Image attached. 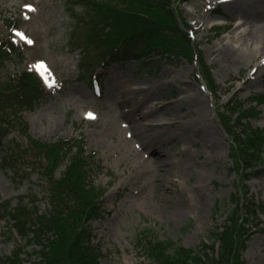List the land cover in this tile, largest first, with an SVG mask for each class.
Returning <instances> with one entry per match:
<instances>
[{
	"label": "rangeland",
	"instance_id": "obj_1",
	"mask_svg": "<svg viewBox=\"0 0 264 264\" xmlns=\"http://www.w3.org/2000/svg\"><path fill=\"white\" fill-rule=\"evenodd\" d=\"M173 3L181 28L193 34L194 55L152 58L148 61L154 62L155 74L144 70L139 61L107 60L95 72L91 69L82 76L80 51L70 52L66 45L75 23L66 0H0V33L4 34L0 38L11 34L5 19H20L14 40L17 44L31 41L24 66L37 70L41 64L49 72L43 103L34 111L24 112L29 136L46 143L83 137L84 156L96 153L87 170L93 185L102 191L100 199L106 211L104 218L90 222L93 241L103 244L105 256L100 264H153L139 247L152 240L173 241L186 249H195L202 241L210 244L214 241L210 233L220 230L237 206L233 197L239 188L253 202L264 205V163L258 162L243 182L242 169L237 168L233 158L232 139L219 120L223 107L238 96L247 110L255 108L246 113L250 125L264 129V104L249 99L252 94H264V65L257 69L264 63L263 58L250 65L241 64L235 56L234 47L241 44L237 37L246 28L235 9L239 1ZM202 65L211 73V84ZM129 85L137 90L130 92ZM211 85H218V90L213 92ZM150 86L158 99L157 108L144 125L153 124L165 110L168 115L164 121L173 125L161 130L148 126L144 128L147 138L143 139L135 136L131 127L134 120L129 114L136 100L143 97L141 89ZM185 93L202 96L194 105L204 115V132L211 143L220 144L210 150V155L201 138L189 130V122L194 119L190 107L179 108ZM164 134H172L173 140L166 142ZM37 152L32 150L24 158L26 162L17 159L20 171L26 168L29 173ZM74 154L76 149L70 155ZM173 162H178L179 169L168 166ZM65 169L66 164L61 165L57 177ZM40 183L38 174L14 178L0 169V200L14 198L16 206L21 196H27V201L34 195L43 198ZM253 221L259 225H250L251 237L242 260L264 264V216ZM6 225L7 221H0V232ZM6 237L0 238V257L9 256L15 249V243Z\"/></svg>",
	"mask_w": 264,
	"mask_h": 264
},
{
	"label": "trees",
	"instance_id": "obj_2",
	"mask_svg": "<svg viewBox=\"0 0 264 264\" xmlns=\"http://www.w3.org/2000/svg\"><path fill=\"white\" fill-rule=\"evenodd\" d=\"M66 3L75 20L66 45L70 52L81 49L82 73L94 71L107 59L126 62L132 58L140 59L141 65L156 73L154 62L148 60L174 55L189 58L195 54L190 35L181 28L173 0ZM5 25L11 29L19 21L13 24L5 19ZM6 36L0 38V169L12 173L14 178L38 174L45 194L43 198L34 195L28 201L27 196H21L16 206L14 198L0 200V221H7L0 238L7 236L8 241L15 243L13 252L0 257V263L100 264L105 256L103 244L93 241L90 222L104 218L106 211L100 199L102 191L93 185L87 170L96 153L84 156L83 137L46 143L29 136L23 112L36 110L47 92L40 77L24 66L30 47L16 45L10 35ZM202 67L205 71L206 67ZM205 76L210 84L214 82L209 71H205ZM211 87L213 92L218 90L217 85ZM249 99L264 104V94L255 93ZM243 105L235 96L223 107L220 120L232 139L233 158L237 168L242 169L244 182L258 162L264 163V129L250 125L246 113L255 108L247 110ZM74 149L76 154L70 155ZM32 150L40 152L33 154V166L29 173L26 168L25 172L20 171L18 160L25 161ZM64 164L66 169L57 177ZM246 194L239 188L233 197L237 206L228 214L224 226L210 233L214 240L210 244L202 241L199 247L186 249L173 241L152 240L139 247L153 264H247L242 252L251 237L250 225H259L253 220L264 216V205L253 202ZM42 201L47 208L41 213Z\"/></svg>",
	"mask_w": 264,
	"mask_h": 264
},
{
	"label": "bare ground",
	"instance_id": "obj_3",
	"mask_svg": "<svg viewBox=\"0 0 264 264\" xmlns=\"http://www.w3.org/2000/svg\"><path fill=\"white\" fill-rule=\"evenodd\" d=\"M236 1H239V5L235 7V9L243 17V23L246 28L242 30L239 33L240 36L237 37L239 38V40H241V44L239 48L234 47L236 51L235 56L238 58L241 64L249 63L251 65L253 61L258 60L261 56V58H263L262 61L264 62V0ZM228 49H230V47L226 48V50ZM241 64L239 65V67H241ZM263 65L264 63L258 64L257 69H259ZM128 87L130 92H135V90H137L132 88L131 85H129ZM141 92H143V97L136 100V103L134 104L135 108L129 115L134 120L131 127L133 132L135 133V136L140 135L143 139H146L147 136L145 134L144 128L153 126L154 128L161 130L166 126L173 124H167V122L164 121V119L166 118V114L168 115V112L165 110V112H163V116L155 119L153 124L149 123L148 125H144V121H146V118H150V116L154 115V110L155 108H157L156 102L158 99L154 93V89L151 86L144 90L141 89ZM198 98L200 99L202 98V96H198ZM198 98H195L187 93L181 100L179 108L184 109L186 105L190 107L189 114L192 115L194 119L189 122V130L194 131L197 137L201 138L202 142L205 145V149L209 150L208 155H210V150L220 147V144L211 143L208 135L204 132V128L202 126L204 115L194 105ZM145 100L150 101L151 104H146V102L144 104ZM125 103H129V101L126 100ZM142 108L143 110H141L140 112V109ZM142 138L141 141L143 142ZM163 139L166 142H171L173 140V135L169 134L168 136L167 134H164ZM166 161H168V159H164V162ZM169 165H171V167L179 169L178 162L168 163V166Z\"/></svg>",
	"mask_w": 264,
	"mask_h": 264
},
{
	"label": "snow or ice",
	"instance_id": "obj_4",
	"mask_svg": "<svg viewBox=\"0 0 264 264\" xmlns=\"http://www.w3.org/2000/svg\"><path fill=\"white\" fill-rule=\"evenodd\" d=\"M32 10L34 11V9H32ZM17 35L20 36L21 38H24L22 33H17ZM28 42L31 43V41H28ZM40 67H43V65H41ZM90 118H94V117H91V115H90Z\"/></svg>",
	"mask_w": 264,
	"mask_h": 264
}]
</instances>
